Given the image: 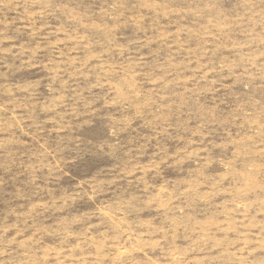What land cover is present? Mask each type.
Here are the masks:
<instances>
[{
  "label": "rangeland",
  "instance_id": "1",
  "mask_svg": "<svg viewBox=\"0 0 264 264\" xmlns=\"http://www.w3.org/2000/svg\"><path fill=\"white\" fill-rule=\"evenodd\" d=\"M0 264H264V0H0Z\"/></svg>",
  "mask_w": 264,
  "mask_h": 264
}]
</instances>
